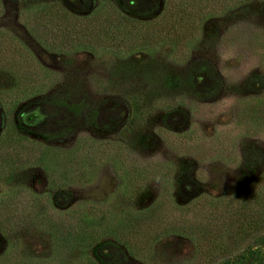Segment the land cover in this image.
<instances>
[{"label": "rangeland", "instance_id": "374dc122", "mask_svg": "<svg viewBox=\"0 0 264 264\" xmlns=\"http://www.w3.org/2000/svg\"><path fill=\"white\" fill-rule=\"evenodd\" d=\"M129 1L120 16L130 35L62 40L56 20L27 11L50 0H0V38L18 45L0 48V146L21 136L0 152V199L99 226L179 216L138 251L135 237L107 235L117 264H221L248 246L263 258L264 218L226 222L215 237L207 229L246 199L262 202L264 0ZM101 2L57 5L77 30ZM177 8L187 23L178 34L150 37ZM193 216L206 230L190 235ZM38 219L17 228L15 247L0 231V264L86 260L85 247L62 248Z\"/></svg>", "mask_w": 264, "mask_h": 264}, {"label": "trees", "instance_id": "16d2710c", "mask_svg": "<svg viewBox=\"0 0 264 264\" xmlns=\"http://www.w3.org/2000/svg\"><path fill=\"white\" fill-rule=\"evenodd\" d=\"M50 1L49 4L41 6L36 5L33 9H28L27 11L39 18L40 23L45 18L49 23L56 20L55 23L58 29L55 27L51 28V33L55 36L57 34L58 37L62 34L60 38L62 40H65L72 35L80 38H85L87 36H93L96 39L103 37L106 38L110 37V31L114 33H116V31H122L124 34H131V31L127 30L123 25V23H127V21L120 16V8H128L134 5L130 3L129 0H102V4L100 3V7H98L96 13H94L95 16L93 18L95 19L93 22L84 25L83 27L78 24L79 28L77 30L71 28L75 24L74 22L72 26H69L68 18L66 17V10H63L59 4L57 5L60 0ZM132 1L134 2L138 0ZM23 3L29 2L28 0H23ZM181 12L183 13V10L177 8L175 13L177 16H171V20H166L165 24L156 28L152 34L150 33V37L151 35L155 36L160 33L178 34L177 32L179 31V28H182L183 25L187 24L185 19L183 20ZM59 21H61L60 24L58 23ZM42 26L43 25H41V27ZM60 29H63L64 32L60 33ZM11 42L12 40L7 39V41H4L0 38V48L3 47L4 50L11 52ZM17 46L12 48L18 51ZM61 105L63 107L68 106L64 103ZM19 137L21 136L18 135L17 138L8 139V143H5L3 146L1 144L0 152L3 150L5 153H9V149L14 147V145H17L18 139L20 140ZM28 150L32 153L30 149ZM15 153L17 154L16 149ZM61 170L66 173L68 172L65 167ZM77 170L79 171V169ZM54 182H56V180H54ZM257 187L258 185L253 186L252 190H256ZM262 187L260 191L262 193V202H259L257 200V195H255L252 201L246 199V202L239 203V206L234 208V210L229 212L224 218L223 216L215 217V225H209V229H207L209 230L208 235L212 237L217 236L219 230H221V226L226 222L228 224L237 222L240 224L245 223L247 225L257 226V224H259L264 218V184ZM254 206L255 208H253ZM33 207L34 205L30 206L24 204V201L18 196L16 198L9 197L0 199V231L4 233L6 238L10 239L11 244L15 247V245H18L20 242L17 240L19 239L17 228L24 225L28 220L30 221L40 218L43 222L45 221L48 224V229L53 233L54 237L57 238V243H59L58 245L62 248L69 246L86 248L87 258L82 264H117V254L112 251L111 240L107 235H112L124 245H131L129 244V237H135L137 243L134 244V249L138 251V249H143V247L147 246L152 236L156 235L161 230L174 225L180 220L179 216L172 217L171 220L167 222L168 224L166 223L163 225L171 216L165 209H163L159 212H151L149 215H144L146 216L144 218L136 217L134 219L125 220L124 217H122L112 226H99L92 224V222L90 223V221L86 222L83 217L69 213L62 214L54 219L48 214V212H43L41 214L35 212ZM261 210H263V212H261ZM219 218H221V221L223 220L222 223L220 221L218 222ZM196 219H198V216L188 218L187 226L183 228V230L191 231L189 232L190 235L193 234L192 231L200 233V230H206L204 227H200V223H198ZM259 238L261 242H264V236L260 235ZM259 246L262 247L263 244ZM253 248L254 246H248L233 256L223 259L221 264H264V257H255L256 253ZM208 256L206 257V260ZM46 262L47 261L42 260L37 262L31 260L29 261V264H48ZM26 264H28V262Z\"/></svg>", "mask_w": 264, "mask_h": 264}, {"label": "flooded vegetation", "instance_id": "af4514ba", "mask_svg": "<svg viewBox=\"0 0 264 264\" xmlns=\"http://www.w3.org/2000/svg\"><path fill=\"white\" fill-rule=\"evenodd\" d=\"M29 117H30V119H32V118H31V115H30ZM32 117H33V116H32Z\"/></svg>", "mask_w": 264, "mask_h": 264}]
</instances>
